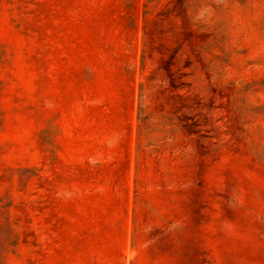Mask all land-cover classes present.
<instances>
[{
  "label": "rangeland",
  "instance_id": "rangeland-1",
  "mask_svg": "<svg viewBox=\"0 0 264 264\" xmlns=\"http://www.w3.org/2000/svg\"><path fill=\"white\" fill-rule=\"evenodd\" d=\"M0 264H264V0H0Z\"/></svg>",
  "mask_w": 264,
  "mask_h": 264
}]
</instances>
